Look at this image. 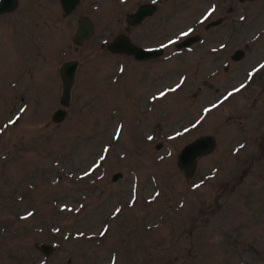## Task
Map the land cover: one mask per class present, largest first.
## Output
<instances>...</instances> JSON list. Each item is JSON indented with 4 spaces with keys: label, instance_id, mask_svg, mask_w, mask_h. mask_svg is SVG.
<instances>
[{
    "label": "rangeland",
    "instance_id": "rangeland-1",
    "mask_svg": "<svg viewBox=\"0 0 264 264\" xmlns=\"http://www.w3.org/2000/svg\"><path fill=\"white\" fill-rule=\"evenodd\" d=\"M145 1L64 14L59 0H18L0 15V264H264V0L162 2L147 37L126 32ZM84 15L93 35L76 46ZM125 32L162 55L101 47ZM206 134L215 148L184 174L177 154Z\"/></svg>",
    "mask_w": 264,
    "mask_h": 264
},
{
    "label": "water",
    "instance_id": "water-1",
    "mask_svg": "<svg viewBox=\"0 0 264 264\" xmlns=\"http://www.w3.org/2000/svg\"><path fill=\"white\" fill-rule=\"evenodd\" d=\"M240 3L254 0H238ZM80 0H59L60 6L64 14H70L79 4ZM18 4V0H0V15L13 11ZM153 7L151 4L140 5L136 11L129 13L126 16L128 26L135 25L142 18L152 13ZM221 19L211 21L207 27L220 23ZM94 27L91 19L88 16H82L79 19L77 29L72 37V42L76 46H81L85 40L93 35ZM200 35H190L175 44L176 48H186L192 43L198 42ZM101 47H105L107 51L114 54H122L132 56L135 60H146L156 58L163 52L162 47L143 48L134 44L126 34L119 33L109 42H103ZM244 55L242 49H236L231 55V59L239 60ZM78 62L76 60H66L59 66V78L61 81V94L59 102L61 107L56 109L51 120L55 123L62 122L67 115L66 108L69 106L71 98V90L75 83V74ZM216 145L215 138L210 135H201L185 144L176 157V164L184 174H193L196 168L197 159L201 156L209 154ZM159 147V145H158ZM121 177V173L117 172L112 175V180L115 181ZM39 251L48 255L53 249L52 244L41 243L37 246ZM246 264V263H244Z\"/></svg>",
    "mask_w": 264,
    "mask_h": 264
},
{
    "label": "flooded vegetation",
    "instance_id": "flooded-vegetation-1",
    "mask_svg": "<svg viewBox=\"0 0 264 264\" xmlns=\"http://www.w3.org/2000/svg\"><path fill=\"white\" fill-rule=\"evenodd\" d=\"M167 1H171V0H155V1H145V2H141L140 4L137 5L136 9L134 11L137 10V8L140 6V5H143V4H151L152 7H153V10H152V13L145 16L144 18H142L138 23H136L135 25H131V26H125V31L128 32L130 30V27L134 26V27H137V28H140L141 30V35L144 36V37H147V34L146 32H149L146 30L145 27L149 26V22L150 24L152 23L150 20H152V18L155 16L157 10H158V5L161 4L162 2H167ZM133 11V12H134ZM132 13V12H131ZM151 27V25H150ZM123 33V34H126L128 36L127 33ZM146 33V34H145ZM129 37V36H128ZM129 39L131 40V38L129 37ZM201 39V37H200ZM132 41V40H131ZM181 41V40H180ZM133 42V41H132ZM179 42V41H178ZM134 43V42H133ZM177 43V42H176ZM175 43V44H176ZM136 44V43H134ZM137 46H140V47H143V48H157V46H141V45H138L136 44ZM186 48H189V47H186ZM163 51H164V48H163ZM162 55V54H161ZM127 56V55H126ZM132 57V56H131ZM159 57V56H158ZM157 58V57H156ZM156 58H150V59H146V60H137V61H147V60H153V59H156ZM134 59V58H133Z\"/></svg>",
    "mask_w": 264,
    "mask_h": 264
},
{
    "label": "snow or ice",
    "instance_id": "snow-or-ice-1",
    "mask_svg": "<svg viewBox=\"0 0 264 264\" xmlns=\"http://www.w3.org/2000/svg\"><path fill=\"white\" fill-rule=\"evenodd\" d=\"M185 35H186V33H185Z\"/></svg>",
    "mask_w": 264,
    "mask_h": 264
}]
</instances>
